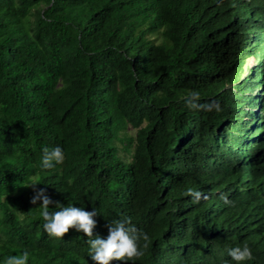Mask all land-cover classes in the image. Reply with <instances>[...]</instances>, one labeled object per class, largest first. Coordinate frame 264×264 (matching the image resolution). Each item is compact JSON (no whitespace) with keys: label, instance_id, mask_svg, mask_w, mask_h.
Here are the masks:
<instances>
[{"label":"trees","instance_id":"obj_1","mask_svg":"<svg viewBox=\"0 0 264 264\" xmlns=\"http://www.w3.org/2000/svg\"><path fill=\"white\" fill-rule=\"evenodd\" d=\"M41 189L96 208L94 236L129 218L136 264H236L244 243L264 264V0H0V259L95 264L82 230L44 231Z\"/></svg>","mask_w":264,"mask_h":264},{"label":"clouds","instance_id":"obj_2","mask_svg":"<svg viewBox=\"0 0 264 264\" xmlns=\"http://www.w3.org/2000/svg\"><path fill=\"white\" fill-rule=\"evenodd\" d=\"M197 96L196 91L188 93V98L185 99V104L193 105L192 98ZM206 109L209 105H204ZM215 110L219 111L218 104L212 105ZM65 160L64 148L57 144L53 147L45 146L42 149L41 168L54 169L57 165L63 164ZM37 183L29 184L35 185ZM186 195H190L198 203L201 199H207V196L200 190L195 188H188ZM226 204L231 203L227 196L223 197ZM37 200L41 201L40 215L43 219L44 231L55 238H62L70 228L76 231H81L89 238L87 239V252L95 264H111L112 261H122L124 264H136V261L144 257L147 242L150 237L146 232L138 230L131 224L129 218L123 220H116L108 223V235L102 237L100 235H93V230L97 225L95 217L98 215L96 208L91 211L84 207L60 205L58 202L56 208L58 210L49 211V205L53 203L52 199L45 194V190L41 189L36 196L33 197L32 203L35 204ZM145 243L142 245L140 242ZM30 252L23 250L15 255H8L0 259V264H29ZM228 255L236 264H244L246 261L253 259V253L247 243L243 245H236L228 249ZM227 264V262H226Z\"/></svg>","mask_w":264,"mask_h":264},{"label":"rangeland","instance_id":"obj_3","mask_svg":"<svg viewBox=\"0 0 264 264\" xmlns=\"http://www.w3.org/2000/svg\"><path fill=\"white\" fill-rule=\"evenodd\" d=\"M128 132V135H130V136H132V135H134V131L133 130H131V128H128V130H127Z\"/></svg>","mask_w":264,"mask_h":264}]
</instances>
